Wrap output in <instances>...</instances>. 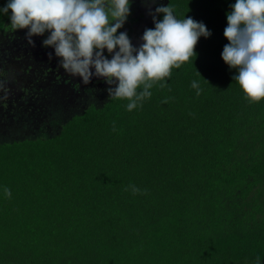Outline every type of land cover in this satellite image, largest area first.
I'll return each instance as SVG.
<instances>
[{"label": "trees", "instance_id": "obj_1", "mask_svg": "<svg viewBox=\"0 0 264 264\" xmlns=\"http://www.w3.org/2000/svg\"><path fill=\"white\" fill-rule=\"evenodd\" d=\"M234 3L130 0L117 35L126 32L135 48L155 27L147 15L169 4L177 19L191 17L211 33L132 111L109 96L104 79L95 89L103 97L84 98L91 85L77 83L43 37H33L41 70L32 73L49 78V96L60 82L75 105L63 101L56 121L28 132L25 111L47 119L38 112L48 102L33 88L13 94L18 126L0 139V264H264V99L249 103L233 80L238 70L222 59ZM10 15L0 14V41L17 31ZM46 52L53 54L42 60Z\"/></svg>", "mask_w": 264, "mask_h": 264}, {"label": "clouds", "instance_id": "obj_2", "mask_svg": "<svg viewBox=\"0 0 264 264\" xmlns=\"http://www.w3.org/2000/svg\"><path fill=\"white\" fill-rule=\"evenodd\" d=\"M230 7L224 29L229 43L222 59L238 70L233 80L247 101L257 103L264 99V0H235ZM9 10L12 29L26 30L29 43H34L33 37H43L42 46L53 49L59 65L84 84L93 77L103 78L109 96L126 99L128 111L150 98V89L171 77L173 68L196 56L201 36L211 35L202 22L177 19L170 4L155 9V27L144 31L139 48L133 47L126 32L117 35L130 14V0H8L0 14L8 15ZM160 14L163 19L157 20ZM105 49L111 59L104 55ZM191 87L200 94L197 81ZM129 188L133 194L140 192L135 185ZM4 194L11 196L8 188Z\"/></svg>", "mask_w": 264, "mask_h": 264}, {"label": "flooded vegetation", "instance_id": "obj_3", "mask_svg": "<svg viewBox=\"0 0 264 264\" xmlns=\"http://www.w3.org/2000/svg\"><path fill=\"white\" fill-rule=\"evenodd\" d=\"M19 32H21V31H19V30L14 31V34H17ZM3 37H4L3 35L0 36V38H3ZM0 43L4 46L3 49H2L4 55L3 56H0L2 58V59H0V71L3 70V69H5L6 66H7V68L8 67L11 68V69L14 68V69H12L10 71V74L12 73V76L6 77V75H7L6 74L5 76H3L2 79L0 78V80H3L5 82H7V83H9V82L12 83L11 81H14L20 75V73L23 70L32 72V66L33 65L29 62V58H32V49H28L27 52H26V55L24 57L14 58L11 55V52H10L9 48L5 44V41L0 42ZM34 45H36V44H34ZM46 54H48V52H46L45 55ZM104 54H106V55H108V56L111 57V55L108 54V53H104ZM45 55H44V57H45ZM44 57H42L41 59L42 60H45ZM42 60H41V62H42ZM42 64L46 68L45 71L48 72L49 69L46 67V65L43 62H42ZM69 75L71 76V74H69ZM51 76H52V74H51ZM46 78H48V77H46ZM73 79L77 83H79L80 85H91V87H90L89 90H87V91H85V92L82 93V95L84 96V98H86V97L89 96V95H86L89 91L92 92L91 97H94V95H95V97H97L100 94L98 92V90H95L98 87L97 84L100 82V80H95V81L90 82L88 84H84V83L79 82L76 78H73ZM48 82H49V78L47 80V83ZM15 83L17 85L16 92L19 95H21L23 92L24 93H29L32 90V88H33V87H29L27 85H24L23 88H22V90H23L22 91L20 87L18 88L17 82H15ZM59 83L60 82H58L56 84V86H57L56 88L50 90L52 94H54V92H55V94H54V96L50 94L51 95L50 97L52 99H51V101H48L47 107H45L44 109H42L41 111L38 112L39 114H46V116H47L46 118L47 119L40 120L39 117H38V115L32 116L31 115V112H32L31 109H30L31 110L30 113H29L30 110H26L25 111L26 113H28V116H29L28 118L32 121L33 124H31L30 121H29V123L31 125H34V127L39 128L41 130H44L45 128H47L48 125H50V122L51 121H53V120L56 121V119H58L57 116L59 114H63L64 113V110L65 109L63 107V101H66V102L70 103L71 105H72V100L75 102V100L70 95L67 96L65 94V91L66 90L63 88L62 84L61 83L59 84ZM33 90H36V89H33ZM4 91H6V90H3L2 92H4ZM44 91H46V90H44ZM35 92H37L38 95H39L40 89L39 90H36ZM1 96H2V93H1ZM103 96H104V94H103ZM103 96H100V97H103ZM37 98L41 101V98H39V96H37ZM62 98H63V100H61ZM1 101H2V99H0V105H1ZM29 106H30V104L27 105V107H29ZM65 106H66L67 112H69L70 111V108L67 105H65ZM16 107L19 110V107L18 106H16ZM12 112H14V114H15L18 111H12ZM18 122H19V120H18ZM15 123H17L16 122V119L15 118H12L10 113L6 112V113H3V114H0V139L3 138V137H6V136H11V130L12 129H17V126H18V125L16 126Z\"/></svg>", "mask_w": 264, "mask_h": 264}, {"label": "rangeland", "instance_id": "obj_4", "mask_svg": "<svg viewBox=\"0 0 264 264\" xmlns=\"http://www.w3.org/2000/svg\"><path fill=\"white\" fill-rule=\"evenodd\" d=\"M153 14L154 13L150 12V14L147 15L145 20L150 22V19H153ZM140 28L143 29L144 26H141ZM25 32L26 31L19 32L17 34H11L10 36H8L6 38V40H3V41H5V44L9 48V50L11 52V55L14 58L24 57L26 55L27 50L28 49H32V46L34 45V43H29L28 40L25 38ZM3 41H0V42H3ZM3 47L4 46L0 43V51L2 53H3V50H2ZM32 57H33V55H32ZM49 57H50V55L46 54L44 59L47 60ZM29 62L35 68H37L38 70H41V67L38 64H36L35 62H33L32 58H29ZM3 70H1V71H3ZM45 72H47V71H45ZM47 73L52 74L51 72H47ZM57 75L58 76H61V75L63 76L64 72L61 71L60 69H58L57 70ZM10 76H12V73L10 74L9 72H7L6 77H10ZM46 77L47 76H44V75H34L32 72L23 70L20 73V75L14 81H11L12 83H10V82L6 83L5 84L6 91H5L4 95H3V97L5 98V100L7 102L2 103L0 105V114L8 112V113L11 114V117L14 118V112H12V111H18V108L15 105V101L13 100L14 99V95L20 96L16 92L17 85H16L15 82H17L18 88L20 87L21 90H22L24 85H27L29 87H33V89H36V90L40 89V92H39V95H38L39 98H41V100L43 102L51 101L52 98L49 95H47L48 94L47 92L49 90L48 89L49 85L47 83L48 79H45ZM3 90H4V86L0 83V99H2L1 93H2ZM44 90H46V91H44ZM100 94H101L100 96H103L102 93H100ZM27 98H28V96H26V94H25L23 99H27ZM106 98L107 97H104L103 99H106ZM28 100L31 101L30 98H28ZM72 105H75V102L73 100H72ZM79 108H81V107H79ZM73 110H76V109H73ZM27 118H28V116H27ZM29 121H30L31 124H33L31 120H29ZM30 123L26 122V124L24 125L25 130L28 131V132H32V129H33V131H36L34 129L35 128L34 125H31Z\"/></svg>", "mask_w": 264, "mask_h": 264}, {"label": "water", "instance_id": "obj_5", "mask_svg": "<svg viewBox=\"0 0 264 264\" xmlns=\"http://www.w3.org/2000/svg\"><path fill=\"white\" fill-rule=\"evenodd\" d=\"M104 55H105L106 57H108L109 59H111L110 56H108V55H106V54H104ZM71 76H72V75H71ZM72 77H73V78H76L79 82L83 83L80 77H78V76H72ZM101 79H103V78H95V77H93V79L91 80V82H93V81H95V80H101Z\"/></svg>", "mask_w": 264, "mask_h": 264}]
</instances>
